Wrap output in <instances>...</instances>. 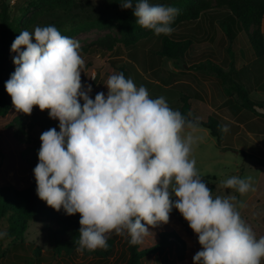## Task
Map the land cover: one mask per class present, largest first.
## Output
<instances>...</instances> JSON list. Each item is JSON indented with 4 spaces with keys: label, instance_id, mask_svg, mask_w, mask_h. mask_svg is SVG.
<instances>
[{
    "label": "clouds",
    "instance_id": "obj_1",
    "mask_svg": "<svg viewBox=\"0 0 264 264\" xmlns=\"http://www.w3.org/2000/svg\"><path fill=\"white\" fill-rule=\"evenodd\" d=\"M120 7L156 36L171 35L180 11L149 0H121ZM11 51L16 67L5 88L15 109L31 115L38 106L59 120V131L40 136L36 192L54 210L80 214L77 251L107 249L113 233L138 245L175 208L201 245L193 264H261L264 237L241 219L235 196H213L190 158L193 121L123 73L110 75L107 95L92 99L91 85L85 90L81 82L79 41L54 25L21 31ZM250 181L231 176L221 184L244 195Z\"/></svg>",
    "mask_w": 264,
    "mask_h": 264
},
{
    "label": "rangeland",
    "instance_id": "obj_2",
    "mask_svg": "<svg viewBox=\"0 0 264 264\" xmlns=\"http://www.w3.org/2000/svg\"><path fill=\"white\" fill-rule=\"evenodd\" d=\"M7 2L11 17L21 18L23 22L21 31H33L36 26H40L38 13L41 8L35 5L38 0H7ZM78 2L98 11H109L112 16L109 27L90 29L70 37L80 43V54L85 62L81 72V82L85 90L91 85L90 97L94 99L99 92L107 95L108 89L104 85L108 77L118 73L120 66L129 65L131 62L147 81V85L138 81L133 68L130 78L136 85L144 86L151 98L163 96L169 106L180 113L186 106H191L189 109L194 107V111L188 113L191 118L206 119L211 114L217 116L221 124L228 129L227 132H223L222 144H218L217 138L212 136L208 129L196 127L192 132L196 141L192 145L190 158L195 159L202 182L213 192V196H235L241 219L251 228L257 239L264 237V155L258 148L249 155L247 148L253 142L247 144L246 129L236 128L231 123L237 119L241 120L243 116L240 114L244 107L237 93L239 91L237 83L241 86L240 91H245L248 97L253 99L255 88L261 86L264 79V38L257 49L252 39L256 26H252L248 33L239 30L237 38L232 42L224 26L227 13L216 8L215 0H211L212 9L202 13L197 20L182 23L174 28L172 35L177 38L192 35L196 38L184 59L174 61L158 55L164 35L156 36L151 30L142 28L135 44L124 43L125 37L118 19L121 0H78ZM149 2L172 6L170 0ZM106 35H112L119 40L116 47L112 50L91 48L93 42ZM255 57L258 58L253 63V73L249 74V78L254 79L251 78L252 82L247 80L245 68L241 67L248 62V59ZM213 63L227 72L232 66L236 69L241 68V71H233L231 79L228 77L226 79L228 84L225 85L222 78L209 67L196 68L206 64L212 66ZM228 87L236 91L231 89L228 93L226 91ZM253 101L258 106L259 101L264 102V96L255 97ZM50 128L59 131V120L51 119L48 110L41 111L38 106H34L31 115L18 112L13 107L8 115L0 117L2 152L0 185L12 183L16 177L22 178L25 175L24 164L32 156L31 146L39 142L41 134ZM239 131L241 134L235 137ZM231 176L250 177L249 191L241 195L233 189L223 188L221 182ZM173 200H175L174 196ZM172 212L173 215L166 224L149 229L150 233L144 237L143 242L152 245L164 232L166 234L173 232L174 238L179 239L181 247L167 248L162 253L155 254L147 264H193L194 255L202 250L198 237L189 227L188 222L177 209L173 208ZM9 216L7 214L0 219V232L6 233L5 236L0 237L1 264H49L53 259L51 251L55 245L59 241L69 239L68 233L62 231L65 222L57 217L34 219L28 223L27 229L22 231L21 238L9 237ZM107 243L113 250L110 257L85 255L76 249L79 256L74 259L73 264H126L129 256L128 239L113 233ZM42 251H46V259L41 254ZM96 251L105 252L107 249ZM261 264H264V258Z\"/></svg>",
    "mask_w": 264,
    "mask_h": 264
},
{
    "label": "trees",
    "instance_id": "obj_3",
    "mask_svg": "<svg viewBox=\"0 0 264 264\" xmlns=\"http://www.w3.org/2000/svg\"><path fill=\"white\" fill-rule=\"evenodd\" d=\"M152 1V0H149ZM172 7L178 8L179 15L172 24L173 29L182 23L192 22L197 20L200 15L212 9L213 2L211 0H170ZM41 10L38 13L40 26L54 25L62 35L73 37L81 32L90 29H100L109 27L112 16L110 12L98 11L94 8H88L78 2V0H38L35 3ZM41 5V6H40ZM215 7L224 10L227 15L225 17L224 26L230 40L233 42L237 38L239 30L249 32L252 26H256V30L252 34L254 46L259 49L264 38V0H215ZM118 19L121 29L124 33V43L133 45L139 38V33L142 28L136 24V18L133 15L132 9H122L120 7ZM23 25L21 18H12L9 12V4L7 0H0V117L9 114L13 109L11 96L7 93L5 83L10 79L15 71L16 65L13 63V57L16 53L11 51V45L16 37L20 34V27ZM163 36L162 47L158 55L163 58H169L174 61H181L189 48L195 43V36L185 38H177L175 35ZM119 40L112 36L106 35L99 38L91 44V48L96 50H112L116 47ZM258 57H255L257 59ZM95 61V60H94ZM133 64V63H132ZM122 65L118 68V73H123L125 78H130L131 69L138 81L146 84L140 73L135 69L134 64ZM207 65V64H206ZM200 65L196 68L207 69L215 72L221 77L226 85L228 77L231 79L233 71L237 69L232 66L230 71L221 69L212 64V66ZM131 79V78H130ZM147 85V84H146ZM237 93L239 94L244 108L254 110L257 105L248 97L245 91H240L239 83ZM139 87L138 85H136ZM233 88H226L229 93ZM233 91H236L233 89ZM191 107V106H190ZM189 106L182 108L181 114L187 119L193 121L197 127L208 129L212 136L217 138L218 144H222L223 132L220 127L223 126L217 116L208 115L206 119L202 117L191 118L188 113L194 111ZM187 110V111H185ZM237 128V127H236ZM41 147V141L36 142L31 146L32 156L26 160L24 166V176L15 178L14 182L0 185V219L9 214V237L18 236L21 238L22 233L27 229L28 223L37 218L50 219L57 217L65 222L63 232H67L69 239L59 241L53 250L52 261L49 264H73L75 258H78L76 241L79 239V220L80 214L67 215L63 209L56 211L49 207L45 201H42L36 192L37 183L34 176V168L39 162L38 152ZM1 152V136H0V161ZM173 212L169 214L171 218ZM163 224V223H161ZM159 224V225H161ZM157 225V226H159ZM156 226V227H157ZM154 227L149 226V229ZM19 229L21 231L19 232ZM23 231V232H22ZM18 240V239H17ZM178 238H174L173 232L163 233L158 237L155 244L148 245L142 243L130 246L128 243V260L126 264H147V261L156 254L162 253L165 249H171L173 246L180 248ZM35 244V243H34ZM46 251H42V255L46 259ZM85 255L99 256L108 258L112 255V247H108L107 251H83ZM1 264V260H0Z\"/></svg>",
    "mask_w": 264,
    "mask_h": 264
},
{
    "label": "crops",
    "instance_id": "obj_4",
    "mask_svg": "<svg viewBox=\"0 0 264 264\" xmlns=\"http://www.w3.org/2000/svg\"><path fill=\"white\" fill-rule=\"evenodd\" d=\"M255 60H256L255 58H251L250 60L248 59V62L245 63L241 67V68H245L248 81H252L251 80L252 77L249 78V74L253 73V66H254L253 63ZM241 68L237 67V71L240 72ZM255 90H256V93L252 100H255V97H258V96H264V91H263L264 90V79H263L261 86L256 87ZM256 106L254 107V110L243 108L240 111V114L243 115L242 118L244 122L242 121V118H241V120L237 119V121L234 120L231 123L232 125H235L236 127H239L241 129L242 128L246 129L247 144L249 145L251 142H253L251 145H249V148H247V150H249V155L253 154L251 152L257 151V148L259 151H262L264 155V102L259 101L258 106L257 107ZM240 134H241L240 131L237 132L235 137ZM256 142H257V145H256Z\"/></svg>",
    "mask_w": 264,
    "mask_h": 264
}]
</instances>
